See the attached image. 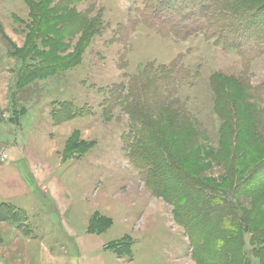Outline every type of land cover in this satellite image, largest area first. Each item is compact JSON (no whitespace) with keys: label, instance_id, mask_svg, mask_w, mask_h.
<instances>
[{"label":"rangeland","instance_id":"obj_1","mask_svg":"<svg viewBox=\"0 0 264 264\" xmlns=\"http://www.w3.org/2000/svg\"><path fill=\"white\" fill-rule=\"evenodd\" d=\"M140 3L76 2L72 8L78 16H102L99 34L80 32L60 43L57 55L67 58L83 42L81 63L22 86L23 69L40 62L19 54L31 35V10L27 0H0V204L11 206H3L11 213L0 220V264H196L186 230L174 219V206L146 186L148 168L136 165L145 160L140 148L124 143L138 134L133 122L140 117L131 120L119 104H125L130 78L148 64L155 71L176 64L190 73L165 103L148 104L152 113L168 119L169 140L178 148H189L190 132L185 136L172 126L185 113L183 107L217 147L222 123L212 89L217 79L224 84V103L233 108L239 134L247 139L258 125L255 136L264 143L259 93L264 56L245 62L200 34L176 40L145 25L133 28L131 13ZM58 30L52 43L63 34ZM36 46L39 52L50 49L41 40ZM118 89L116 98L111 91ZM64 104L84 115L56 120L55 111ZM203 149L193 146L183 158L191 169L201 170L200 176L219 180L222 165L208 167Z\"/></svg>","mask_w":264,"mask_h":264},{"label":"trees","instance_id":"obj_2","mask_svg":"<svg viewBox=\"0 0 264 264\" xmlns=\"http://www.w3.org/2000/svg\"><path fill=\"white\" fill-rule=\"evenodd\" d=\"M78 1L83 0H27L31 10V35L19 54L24 59L37 57L40 62L23 69L22 86L56 76L81 63L83 42L69 57L57 55L64 36L72 37L80 32L86 36L90 32L93 36L102 28L101 15L92 16L90 12L77 15L72 6ZM131 14L134 23L130 21L131 27L145 25L164 38L186 40L200 34L223 50L236 52L245 62L264 56L263 0H141ZM57 29L64 35L57 33L58 39L52 43L50 38ZM36 40L50 49L39 52ZM134 77L128 83L127 95L122 97L125 104H118L131 120L138 116L140 121L133 122L138 134L124 138V143L126 148L134 143L140 148L145 160L136 165L148 168L146 186L174 206V219L186 230L196 264H254L255 260L256 264H264V195L258 198L264 193V143L257 137L259 126L247 139L239 134L232 116L233 108L224 103V84L216 78L212 89L215 110L222 120L217 147L199 121L183 107L185 113L172 124L183 130L182 135L190 132L186 142L189 148L180 149L169 140L168 119L152 113L148 104L165 103L166 97L181 88L190 73L176 64L158 66L157 71L154 65L148 64ZM149 89H155L153 95ZM119 91L122 90L111 91V95L118 98ZM259 93L264 104V85ZM59 110L55 111L59 121L84 115L67 104ZM193 127H196L195 132ZM177 133L171 132V136ZM193 146L204 147L202 157L208 167L222 165L224 175L219 180L206 179L200 176L201 170L197 173L191 169L193 164L187 162L183 154H190ZM247 198L251 202L246 204L244 199ZM3 206L8 205L0 204V220L11 213L10 208L5 210ZM14 216H18L17 213Z\"/></svg>","mask_w":264,"mask_h":264}]
</instances>
